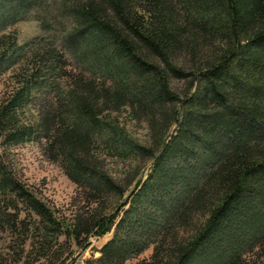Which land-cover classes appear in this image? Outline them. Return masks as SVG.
Returning a JSON list of instances; mask_svg holds the SVG:
<instances>
[{
    "label": "trees",
    "instance_id": "obj_1",
    "mask_svg": "<svg viewBox=\"0 0 264 264\" xmlns=\"http://www.w3.org/2000/svg\"><path fill=\"white\" fill-rule=\"evenodd\" d=\"M30 13L47 33L18 42ZM5 74L0 260L113 228L86 264H264V0H0ZM29 142L76 186L67 219L5 159Z\"/></svg>",
    "mask_w": 264,
    "mask_h": 264
},
{
    "label": "rangeland",
    "instance_id": "obj_2",
    "mask_svg": "<svg viewBox=\"0 0 264 264\" xmlns=\"http://www.w3.org/2000/svg\"><path fill=\"white\" fill-rule=\"evenodd\" d=\"M25 20L17 22L12 28L17 32L18 42H23L33 36L46 34L40 28L39 22L34 18V13L27 14ZM9 83L8 74L0 76V94ZM118 120L125 124L133 136L144 140L147 128L143 123H132L128 116L121 112ZM1 151V150H0ZM4 155V154H3ZM5 159L15 170L18 177L30 186L31 189L53 210L59 219H67L77 205L78 193L76 186L71 182L63 169L56 162L47 160L40 144L29 142L9 147L5 152ZM107 167L117 172V177L122 178L121 164H115L113 160H106ZM113 228L101 236H89L77 244H74L67 236H62L56 246L55 255L35 261L33 264H86V261L99 255L100 247L112 236ZM1 243V242H0ZM9 243V240L6 241ZM1 245V244H0ZM151 249L146 250L140 257H147ZM26 256L21 261H26ZM0 264H14L12 255L4 251Z\"/></svg>",
    "mask_w": 264,
    "mask_h": 264
}]
</instances>
